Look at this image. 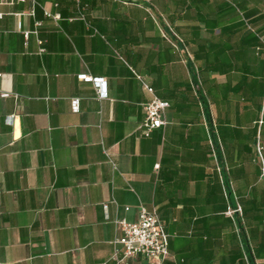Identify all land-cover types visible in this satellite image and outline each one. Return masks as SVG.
I'll use <instances>...</instances> for the list:
<instances>
[{"label":"crops","instance_id":"0c3cea01","mask_svg":"<svg viewBox=\"0 0 264 264\" xmlns=\"http://www.w3.org/2000/svg\"><path fill=\"white\" fill-rule=\"evenodd\" d=\"M0 11V264H115L116 221L140 205L169 234L162 264H264V0H3ZM134 72L169 104L147 137L150 95ZM83 76L104 78L105 96Z\"/></svg>","mask_w":264,"mask_h":264},{"label":"built area","instance_id":"2783aa9c","mask_svg":"<svg viewBox=\"0 0 264 264\" xmlns=\"http://www.w3.org/2000/svg\"><path fill=\"white\" fill-rule=\"evenodd\" d=\"M3 0H0V4ZM125 1V0H124ZM3 18V12L0 11V20ZM81 18L83 16L81 15ZM250 27V26H249ZM180 39V38H178ZM176 48V43L171 42ZM39 44L42 45V40H39ZM259 49V48H258ZM41 52L45 51L44 48L40 49ZM197 72V71H196ZM136 78L141 81L144 89L149 93L150 98L144 103L145 118L142 124L139 126L140 135L149 136L154 129L165 126L167 121L165 119V112L169 106L168 102L159 99L155 94L153 88L144 82L142 76L134 72ZM85 80H90L95 86V90L99 98L105 96V80L104 78H95L92 76H83ZM192 89L194 93L199 96L201 90V81L196 74L195 82H192ZM260 120L259 123H262ZM211 149L214 158H217V151L212 141ZM263 144L257 143L256 153L261 168V177L264 179V160H263ZM109 163L116 168V164L109 157L108 152L105 150ZM218 170L221 172L222 168L218 166ZM224 183L225 195H228V189L230 186L226 184V180L221 176ZM106 208V205L104 206ZM128 209V208H126ZM242 209L239 204L236 207H228L225 215L233 217L235 214L241 215ZM120 230L123 235L114 240V244H120L121 254L119 256L120 249H115L113 258L116 260L115 264H120L128 257L140 255L143 256L155 264H162L163 261L169 256V234L165 231L164 226L159 218V215L155 209L149 210L145 206L140 205L138 210V217L135 221L129 222L125 219L117 220ZM246 264H257L251 262L248 256H245Z\"/></svg>","mask_w":264,"mask_h":264},{"label":"trees","instance_id":"16d2710c","mask_svg":"<svg viewBox=\"0 0 264 264\" xmlns=\"http://www.w3.org/2000/svg\"><path fill=\"white\" fill-rule=\"evenodd\" d=\"M251 27V26H250ZM249 260H250V258H249ZM251 262H253L252 260H250Z\"/></svg>","mask_w":264,"mask_h":264}]
</instances>
